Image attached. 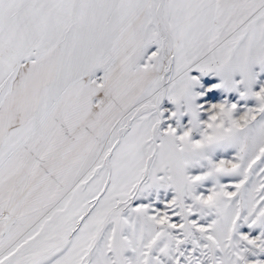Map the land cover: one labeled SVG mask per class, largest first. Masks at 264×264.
<instances>
[{"label":"snow or ice","instance_id":"obj_1","mask_svg":"<svg viewBox=\"0 0 264 264\" xmlns=\"http://www.w3.org/2000/svg\"><path fill=\"white\" fill-rule=\"evenodd\" d=\"M0 264H264V0H0Z\"/></svg>","mask_w":264,"mask_h":264}]
</instances>
